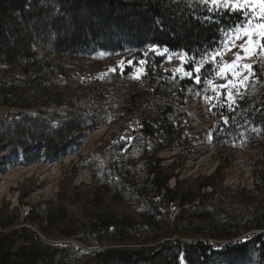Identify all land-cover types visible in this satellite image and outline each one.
<instances>
[{
    "label": "trees",
    "instance_id": "obj_1",
    "mask_svg": "<svg viewBox=\"0 0 264 264\" xmlns=\"http://www.w3.org/2000/svg\"><path fill=\"white\" fill-rule=\"evenodd\" d=\"M207 15H213L215 22L206 21ZM239 21V14H210L204 5L187 0H0V107L28 111L12 122L0 117V161L5 147H37L47 158H59L87 130L108 122L102 103L109 90L102 86L115 83L119 75L112 74L91 89L82 74L65 69L63 58L100 51L148 61L145 82L129 97L122 94V105L130 103L124 108L128 123L117 142L109 143L107 168L114 193L107 200L96 196L92 207L91 198L79 204L78 187L66 184L60 200L45 209L30 206L20 213L5 202L0 208V264L68 263L73 247H58L43 237H64L87 248L129 240L118 218L123 198L143 201L144 228L165 225L168 240L147 251L100 252L97 264H264V63L258 59L255 79L235 111L227 107L216 111L212 127L220 149L235 143L240 150L245 145L258 149L248 162L253 189L224 188L215 176L198 189L182 181L171 187L178 177L176 166L162 165L158 156L165 149L188 145L184 121L189 114L181 93L158 82L165 60L150 53V46L188 52L199 59V53L215 47L219 28ZM38 43L49 47L54 57L40 54ZM182 86L192 88L195 83L186 81ZM146 96V105L135 116L136 104ZM158 101L159 105L153 104ZM139 152L136 167H127L128 158ZM28 184L21 188L22 199L32 190ZM227 194L236 202H247L248 213L241 218L227 216ZM78 213H86L83 222L75 220ZM243 231L252 232V238L241 239ZM177 235L190 240H174Z\"/></svg>",
    "mask_w": 264,
    "mask_h": 264
},
{
    "label": "rangeland",
    "instance_id": "obj_2",
    "mask_svg": "<svg viewBox=\"0 0 264 264\" xmlns=\"http://www.w3.org/2000/svg\"><path fill=\"white\" fill-rule=\"evenodd\" d=\"M187 1L197 2V0ZM35 48L44 56L54 57L50 48L41 43H38ZM149 52L155 53L150 48ZM170 53L176 52L170 51ZM155 55L163 57L165 60L164 76L158 82L164 83V87L171 85L173 90L181 93L185 112L189 114L184 121V130L190 138L188 145L185 148L165 149L158 155L162 159V165L169 167L175 164L176 166L175 174L178 177L170 182V186L175 187L178 181H182L186 187L198 189L205 184L208 178L215 176L218 183L224 188L241 186L242 188L253 189L254 175L248 162L250 157L258 152V149L252 145H245L240 150L236 143L233 144V148L220 149L219 144L214 143L212 138L215 112L226 106L212 107V104L218 103L215 99L211 103L205 101V95L209 97L214 95L212 86L207 83V80L212 79L213 86L224 84L226 81L215 77L211 72V67L205 65L201 69L202 82L197 84L188 76L179 72L173 73V69L181 67L179 58L169 60L167 54L155 53ZM127 58L128 56L125 54L97 51L87 56H79L76 59L63 58L61 60L65 69L78 75L82 74L83 81L90 84L91 89L97 88V82L105 83L108 76L119 75L118 81L116 80L115 83H105V86H102V89L109 90V93L104 95L105 99L102 103L105 106L103 110H107L108 122L97 128L87 130L76 142L70 144L59 158H47L44 152L37 147L26 150L3 148V156L0 161V208L5 202H9L11 208L18 209L20 213L30 206L35 209H45L49 203L60 200L63 195V186L66 184H71V188L78 187L77 192L81 197L79 204L87 203V200L91 198L89 204L92 207H94L93 199L96 196L99 195L102 198L104 196L107 200L114 193V183L108 176L110 170L107 167L111 157L109 143L117 142L121 128L128 123V116L124 108L130 103L124 101V105H122V94L124 93L127 97L133 94L138 84L145 82L148 68L146 58L144 59L147 61L146 72L140 74L139 78H135V67L128 64ZM224 58L231 60L233 57L229 53ZM258 59L253 57L249 62L255 66ZM139 60L141 59H132L131 61L133 65L139 66L137 64ZM183 67L186 71H192L191 64H184ZM111 69H116V71H111ZM129 70L131 74L127 75L130 73ZM254 79L255 76L251 77L250 82ZM186 81H193L195 86L192 88L182 86ZM145 99L148 97H143L136 104L135 116H138L140 109L142 110L146 105ZM220 100H224L223 93H221ZM153 104L159 105V101L153 102ZM22 112L27 113L28 111L0 107V117H10V122ZM140 152L128 158L127 167H136L135 164H138L137 160L142 155ZM94 173H96V179H94ZM25 183H29L28 188L31 187L32 190L27 197L22 199L21 188ZM208 191H212V189L209 188ZM224 198L227 216H239L241 218L250 210L247 202H236L232 194H227ZM117 208L119 209L118 218L123 222L124 229L128 231V238H130L123 243L103 242L95 247L87 248L64 237H43V239L58 247H73L70 250L69 262L66 264H97L95 256L100 252L107 250H115L116 252L147 251L150 248L159 247L168 240L165 237V225H162L161 228L150 227L149 231L144 228L145 224L141 218L144 209L143 201L123 198V202ZM70 210L80 211V209L75 208H70ZM84 216L86 213H78L75 220L83 222ZM146 216H151V213H146ZM252 236V232L243 231L241 239L248 240ZM174 240L188 241L190 239L177 235Z\"/></svg>",
    "mask_w": 264,
    "mask_h": 264
},
{
    "label": "snow or ice",
    "instance_id": "obj_3",
    "mask_svg": "<svg viewBox=\"0 0 264 264\" xmlns=\"http://www.w3.org/2000/svg\"><path fill=\"white\" fill-rule=\"evenodd\" d=\"M197 2L204 5L210 14H239L240 21L219 28L220 37L215 47L199 53V59L196 56H189L188 52L170 53L168 48L161 50L157 45L150 46V50L160 55L167 54L169 60L179 58L181 67L173 69V73L179 72L188 76L197 84L202 82L201 69L205 65L210 66L214 76L225 80L226 83L213 86V80L208 79L207 83L212 86L214 95L212 97L205 95L204 99L209 103L215 99L218 103L212 104V107L226 106L228 111L232 112L238 105V99L245 98L244 92L250 78L255 76L254 64L249 61L257 57L264 63V0H197ZM205 20L215 22L213 15H207ZM229 53L233 58L226 60L224 57ZM144 55L147 56L148 52L146 51ZM146 63V60L141 59L137 62L139 66H136L131 60L128 61L129 65L135 67V78L146 72ZM184 64H191L192 71H186ZM221 93L224 100H220ZM224 120L225 123L228 122L227 117H224Z\"/></svg>",
    "mask_w": 264,
    "mask_h": 264
}]
</instances>
